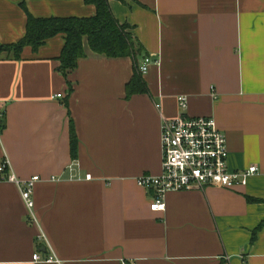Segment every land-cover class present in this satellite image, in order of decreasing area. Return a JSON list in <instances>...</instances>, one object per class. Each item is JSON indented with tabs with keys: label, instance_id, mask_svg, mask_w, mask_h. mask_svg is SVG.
Here are the masks:
<instances>
[{
	"label": "crops",
	"instance_id": "obj_1",
	"mask_svg": "<svg viewBox=\"0 0 264 264\" xmlns=\"http://www.w3.org/2000/svg\"><path fill=\"white\" fill-rule=\"evenodd\" d=\"M110 7L133 27L138 61L86 47L65 77L62 35L36 52L25 47L21 60L0 55V264H264V0ZM28 13L91 18L97 10L85 0H0V45L24 39ZM136 72L145 93H131ZM180 115L214 117L230 170L259 173L235 189L169 193L166 211H153L154 191L137 180L161 175L162 125ZM36 176L31 210L22 190Z\"/></svg>",
	"mask_w": 264,
	"mask_h": 264
},
{
	"label": "built area",
	"instance_id": "obj_2",
	"mask_svg": "<svg viewBox=\"0 0 264 264\" xmlns=\"http://www.w3.org/2000/svg\"><path fill=\"white\" fill-rule=\"evenodd\" d=\"M151 63V58L146 57L139 68L143 75L148 73ZM55 97L61 98L62 95ZM178 99L181 110L187 111L189 100L185 96ZM161 145V175L142 176L137 180L139 187L154 191L155 197L151 203L153 211H166V196L169 193L204 190L209 186L235 189L246 186L249 179L259 173L256 165L239 171L230 170L226 134L217 128L216 120L211 116L189 118L180 115L177 119L165 120ZM8 167L5 161L3 170ZM11 179L21 185L14 176ZM40 181L41 178L36 176L24 183L23 198L31 210L34 207L33 190ZM34 261L41 262L39 254L34 256Z\"/></svg>",
	"mask_w": 264,
	"mask_h": 264
},
{
	"label": "trees",
	"instance_id": "obj_3",
	"mask_svg": "<svg viewBox=\"0 0 264 264\" xmlns=\"http://www.w3.org/2000/svg\"><path fill=\"white\" fill-rule=\"evenodd\" d=\"M87 4L93 5L97 15L91 18H35L28 13L27 33L18 44L9 46L0 45V55L11 54L16 60H21V54L25 47H31L35 52L44 46L49 39L62 35L65 46L61 53L59 71L68 77L75 70L81 59L86 56V41L89 49L95 55L108 58H130L135 61L143 52L138 39L131 33L133 27L121 24L113 14L110 2L113 0H85ZM125 3L126 0H118ZM24 6V4L22 5ZM26 10V7H24ZM27 12V10H26ZM86 40V41H85ZM138 64V63H137ZM146 85L142 83L138 72L131 85L132 92L145 93ZM78 138L71 125V147L73 158L78 153Z\"/></svg>",
	"mask_w": 264,
	"mask_h": 264
},
{
	"label": "rangeland",
	"instance_id": "obj_4",
	"mask_svg": "<svg viewBox=\"0 0 264 264\" xmlns=\"http://www.w3.org/2000/svg\"><path fill=\"white\" fill-rule=\"evenodd\" d=\"M85 41H86V40H85ZM86 47L89 48V46H88V42H87V41H86Z\"/></svg>",
	"mask_w": 264,
	"mask_h": 264
}]
</instances>
